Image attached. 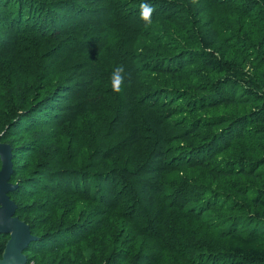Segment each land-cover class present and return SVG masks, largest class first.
<instances>
[{
    "label": "trees",
    "instance_id": "trees-1",
    "mask_svg": "<svg viewBox=\"0 0 264 264\" xmlns=\"http://www.w3.org/2000/svg\"><path fill=\"white\" fill-rule=\"evenodd\" d=\"M0 142L26 264H264V0H0Z\"/></svg>",
    "mask_w": 264,
    "mask_h": 264
},
{
    "label": "water",
    "instance_id": "water-1",
    "mask_svg": "<svg viewBox=\"0 0 264 264\" xmlns=\"http://www.w3.org/2000/svg\"><path fill=\"white\" fill-rule=\"evenodd\" d=\"M0 233L9 235L0 257V264H26L23 250L38 237L31 234L29 225L15 215L16 204L8 193L17 185L9 179L13 171L12 149L0 142Z\"/></svg>",
    "mask_w": 264,
    "mask_h": 264
},
{
    "label": "clouds",
    "instance_id": "clouds-1",
    "mask_svg": "<svg viewBox=\"0 0 264 264\" xmlns=\"http://www.w3.org/2000/svg\"><path fill=\"white\" fill-rule=\"evenodd\" d=\"M153 11L152 7L147 4L141 5V18L146 22H150V13ZM124 69L123 66H118L114 69L112 76H111V87L114 92L122 91L124 87Z\"/></svg>",
    "mask_w": 264,
    "mask_h": 264
}]
</instances>
